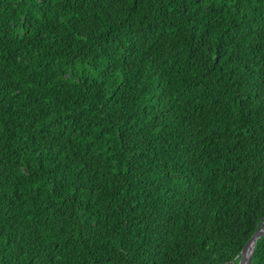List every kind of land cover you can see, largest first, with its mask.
I'll list each match as a JSON object with an SVG mask.
<instances>
[{
    "label": "trees",
    "instance_id": "trees-1",
    "mask_svg": "<svg viewBox=\"0 0 264 264\" xmlns=\"http://www.w3.org/2000/svg\"><path fill=\"white\" fill-rule=\"evenodd\" d=\"M263 220L264 0H0V264H236Z\"/></svg>",
    "mask_w": 264,
    "mask_h": 264
},
{
    "label": "water",
    "instance_id": "water-1",
    "mask_svg": "<svg viewBox=\"0 0 264 264\" xmlns=\"http://www.w3.org/2000/svg\"><path fill=\"white\" fill-rule=\"evenodd\" d=\"M261 235H264V227L261 228V223H259L257 225V229L255 230V232H253V234L246 240L243 247L241 248V250L239 252V259H238L236 264H250L251 253H252V249H253L255 239ZM248 243H250V249H249L247 258L245 260V263H243L244 250H245V247Z\"/></svg>",
    "mask_w": 264,
    "mask_h": 264
},
{
    "label": "bare ground",
    "instance_id": "bare-ground-1",
    "mask_svg": "<svg viewBox=\"0 0 264 264\" xmlns=\"http://www.w3.org/2000/svg\"><path fill=\"white\" fill-rule=\"evenodd\" d=\"M249 249H250V243H248L245 247V250H244V255H243V263H245V260L247 258V255H248V252H249Z\"/></svg>",
    "mask_w": 264,
    "mask_h": 264
},
{
    "label": "rangeland",
    "instance_id": "rangeland-1",
    "mask_svg": "<svg viewBox=\"0 0 264 264\" xmlns=\"http://www.w3.org/2000/svg\"><path fill=\"white\" fill-rule=\"evenodd\" d=\"M259 223H261V228L264 227V220L261 221V222H259ZM259 223H258V224H259ZM256 229H257V228H256ZM255 240H256V239H255ZM253 246H254V245H253Z\"/></svg>",
    "mask_w": 264,
    "mask_h": 264
}]
</instances>
